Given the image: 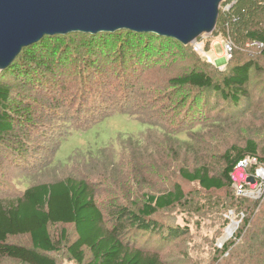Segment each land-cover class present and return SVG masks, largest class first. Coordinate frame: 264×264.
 I'll use <instances>...</instances> for the list:
<instances>
[{"label": "trees", "instance_id": "1", "mask_svg": "<svg viewBox=\"0 0 264 264\" xmlns=\"http://www.w3.org/2000/svg\"><path fill=\"white\" fill-rule=\"evenodd\" d=\"M227 5L229 8L224 9ZM215 32L231 39L235 46L229 66L218 77L192 69L169 78L171 84L191 91L193 97V103L188 105L181 117L184 127L202 114H209L207 105L214 95L225 101L233 117L241 113L242 103L251 92L252 74L260 67L254 59L236 54V48L241 49L253 41L264 43V0L224 1ZM110 37L119 40L122 47L134 43L140 47L148 44L150 50L144 47L142 51L129 50L130 53L123 50L119 56L104 50L103 54L101 52L110 42ZM73 39L80 41L69 43ZM80 42H84L83 49L87 48L83 58L79 56L80 48L76 47L77 44L81 45ZM171 45L183 49L188 47L169 37L121 30L96 35H56L24 48L14 64L0 75V151L2 154L11 152L20 158L26 155L31 135L44 127L37 121L39 111L48 113L52 119L62 120L63 123L54 127L51 124L44 127L48 137H62L68 131V122L87 123L108 113L115 98H118L117 103L121 102L122 109H127L132 100L128 91L132 84H136L134 79L153 62L164 58ZM98 46L103 49H98ZM101 55H104L106 64ZM4 78H9L13 83H8ZM65 84H74L77 88L68 91ZM19 86L29 87L46 96L47 100L38 101L28 94L16 92ZM113 89H121V92L116 93L117 90L112 93ZM55 93L59 98H55ZM68 94H71L69 98L66 96ZM143 121L149 124L148 131L138 137L120 138L124 143L122 149L126 148L127 151L133 147H144L156 133L155 128L161 133L165 131L157 128L152 120ZM191 130L194 131H188ZM188 131L179 129L175 136L168 134L177 145L171 148L189 151L191 135L186 134ZM25 144H28L27 148ZM108 151L114 155L116 149L103 147L98 155H91L87 163L91 160L110 161L114 167L115 160L107 154ZM247 157L264 163L258 142L253 139H248L245 146L233 144L227 148L221 154L223 166L218 172H212L203 164L193 170L180 168V175L189 182L198 183L206 191L228 190L234 185L236 167ZM12 158L18 162L16 156ZM74 161L70 157L68 164L55 162L53 166L49 165V169L53 172L66 171ZM135 171V174L142 172L140 169L139 172L137 169ZM263 198L254 201L243 195L236 197L237 209L245 210L243 225L233 239L216 249L213 263L264 264ZM185 200L186 194L178 183L160 193L145 192L137 209L123 205L113 215V224L107 226L104 207L87 176L53 174L50 178L32 182L19 194L10 192L0 195V259H11L14 264H58L51 254L66 249L78 264H169L159 250L150 249L152 242L139 245L138 239L148 234L154 239L158 235L160 248L176 240L180 233L163 230L154 220V215ZM66 224L74 225L77 238L70 240L67 230L63 228L60 238L55 239L50 228ZM17 236H28L31 246L9 241L10 237ZM85 248L89 250V259Z\"/></svg>", "mask_w": 264, "mask_h": 264}, {"label": "rangeland", "instance_id": "2", "mask_svg": "<svg viewBox=\"0 0 264 264\" xmlns=\"http://www.w3.org/2000/svg\"><path fill=\"white\" fill-rule=\"evenodd\" d=\"M109 39L111 40L104 49L98 46V49H103V54L104 50L116 56L123 50L127 53H130L129 50L142 51V47L150 50L148 44L140 47L131 43L132 45L122 47L119 40H112L111 37ZM78 40L80 41L73 39L69 43L73 44ZM198 40L203 47L202 53L195 51L191 44L187 49L171 45L164 58L146 67L134 79L136 84H132L128 91L132 100L129 101L127 109H122L121 102L117 103L118 98H115L108 113L87 123L68 122V131L62 137H48L44 129L48 124L54 127L63 123L62 120L52 119L48 113L37 112V121L44 127L33 132L30 145L25 144L26 148L28 145L26 155L20 158L11 152L2 154L0 151V195L10 192L19 194L32 182L50 178L53 174H83L93 184L97 199L104 207L106 224L110 226L114 222L113 215L123 205L137 209L138 203L143 200V193H160L178 183L186 194V200L154 215V220L163 230H176L180 233L178 237L161 248L158 235L152 239V235L148 234L139 238L138 243L143 245L152 242L150 249L159 250L169 264H215L212 261L216 249L222 248L233 239L243 225L245 210L237 209L239 205L236 197L243 195L254 201L264 197V163H258L253 157L248 158V162L236 167L233 173L235 183L231 189L212 191H206L196 182L185 180L180 175V168L193 170L194 167L204 164L212 172H218L223 166L221 154L233 144L245 146L248 139L258 142L260 155L264 157V48H257L250 43L243 45L241 49L236 48V54L254 59L260 67L252 74L251 92L248 99L243 101L239 115L233 117L232 110L230 111L225 101L214 95L207 105L209 114H202L184 127L181 117L188 105L193 103V97L191 91L171 84L169 78L192 69L218 77L232 62V58L229 59L225 53L224 43L228 40L224 35L214 31L212 34H203ZM80 44L76 47L80 48L79 56L83 58L87 48L83 49L84 42ZM100 58L106 64L104 55ZM4 80L13 83L9 78ZM65 88L70 91L77 86L65 84ZM117 90L113 89L111 92ZM16 92L28 94L38 101L47 100L46 96L29 87L19 86ZM119 92L121 89L116 93ZM66 96L69 98L71 94ZM56 97L59 98L55 93ZM143 120H152L157 128L165 131L161 133L155 128L156 133L144 147H133L125 151L126 148H121L124 143L119 139L145 134L150 126ZM179 129L198 131L191 130L186 133L191 135L189 151L171 148L177 145L167 135L175 136ZM106 146L116 149L115 156L107 152L115 160L114 167L110 161L103 163L91 160L87 163L86 160L91 155H98L99 149ZM13 156L17 157L18 162ZM70 157L75 161L66 171L53 172L49 169V165L53 166L55 162L68 164ZM135 169L137 172L142 170L141 174H135ZM250 176H256L254 182L248 180ZM240 186L244 189L243 194ZM63 228L67 230L70 240L77 238L74 225L66 224L50 228L55 239L60 238ZM9 241L31 246L28 236L10 237ZM85 251L89 259V250L85 248ZM51 255L58 264H78L66 249ZM14 263L11 259H0V264Z\"/></svg>", "mask_w": 264, "mask_h": 264}, {"label": "water", "instance_id": "3", "mask_svg": "<svg viewBox=\"0 0 264 264\" xmlns=\"http://www.w3.org/2000/svg\"><path fill=\"white\" fill-rule=\"evenodd\" d=\"M225 0H0V72L46 37L128 30L188 46L217 27ZM251 182L254 176L248 177Z\"/></svg>", "mask_w": 264, "mask_h": 264}, {"label": "built area", "instance_id": "4", "mask_svg": "<svg viewBox=\"0 0 264 264\" xmlns=\"http://www.w3.org/2000/svg\"><path fill=\"white\" fill-rule=\"evenodd\" d=\"M227 8H229V5H227ZM228 41H226L225 43H224V47H225V53H226V56L229 58V59H231V57H232V55H233V51H234V45H233V43H232V41H231V39H227ZM192 45V47L194 48V50L195 51H197V52H200V53H202L203 52V47H202V44L200 43V41L199 40H197V41H195L193 44H191ZM250 45H252V46H255V47H257V48H264V43L263 42H261V41H253V42H251L250 43ZM248 158H251V157H247V158H245L243 161H241L239 164H238V166L240 167L241 165H242V163H246V162H248ZM254 159H256V158H254ZM257 160V159H256ZM237 166V167H238ZM255 178H256V176H255ZM235 183V182H234ZM240 192H241V194H243V192H244V189H242V186H240ZM221 245V244H220ZM222 246V245H221Z\"/></svg>", "mask_w": 264, "mask_h": 264}]
</instances>
